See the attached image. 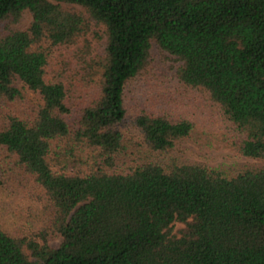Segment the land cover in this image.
Instances as JSON below:
<instances>
[{
    "label": "trees",
    "instance_id": "trees-1",
    "mask_svg": "<svg viewBox=\"0 0 264 264\" xmlns=\"http://www.w3.org/2000/svg\"><path fill=\"white\" fill-rule=\"evenodd\" d=\"M201 113L264 160V0H0V188L49 213L0 264H264V166L174 155Z\"/></svg>",
    "mask_w": 264,
    "mask_h": 264
},
{
    "label": "rangeland",
    "instance_id": "rangeland-1",
    "mask_svg": "<svg viewBox=\"0 0 264 264\" xmlns=\"http://www.w3.org/2000/svg\"><path fill=\"white\" fill-rule=\"evenodd\" d=\"M30 21L31 15L25 12L19 26L25 27ZM155 60V68L159 70L160 74L166 72L171 64L170 62L162 61L160 57H156ZM168 76L171 78V72H168ZM21 87L30 103L37 104L41 102L40 97L32 90L22 84ZM193 97L196 96L192 94L190 97L182 96L181 94L174 96L177 102L188 106L193 104ZM205 114L207 113H201L197 116L196 140L179 143L174 150L176 157L190 162H203L210 166L224 169L229 174L235 173L239 168L246 165L264 166V160L244 157L224 144V142L219 141L213 133L208 134V131L211 132V129L215 126V117L207 115L206 117L204 116ZM127 128L129 132L134 129L131 123H128ZM199 137H201L202 141ZM206 139L211 142V145H206L203 142ZM1 152L4 151L1 150ZM22 182L24 181L10 182L0 188V225L12 235H26L35 232L49 218V213L44 210V201L40 198L36 189L27 182L23 186ZM180 226L177 223L175 228ZM59 242L60 238L53 236L52 243L58 245Z\"/></svg>",
    "mask_w": 264,
    "mask_h": 264
}]
</instances>
